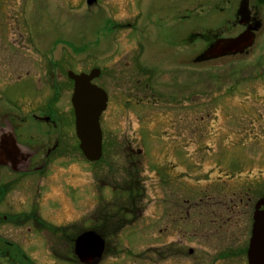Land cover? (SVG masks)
<instances>
[{
  "label": "rangeland",
  "instance_id": "obj_1",
  "mask_svg": "<svg viewBox=\"0 0 264 264\" xmlns=\"http://www.w3.org/2000/svg\"><path fill=\"white\" fill-rule=\"evenodd\" d=\"M239 2L96 0L88 6L86 0H0V37L17 44L14 53L20 65L26 64L32 73L24 79L31 94L40 85L35 77L43 78L44 68L47 87L54 80L66 86V71L89 74L98 69L101 73L96 84L110 100L100 125L102 158L96 164L86 161L75 150L74 138L73 145L62 147L69 156L62 159L49 184L50 192L57 195L55 217H60L63 227L73 224L68 235L93 228L94 217H138L110 238L98 264H247L249 212L247 217L233 218L234 225H225L224 217L220 231H215L209 217H200L202 228L192 223L199 214L226 213L225 207L237 205L239 198L245 203L246 197L254 200L264 195V0L250 1L262 28L247 57L201 64L191 61V107L184 121L188 138H182V123L175 127L181 129V136L175 128L167 135L158 129L154 136L140 131L139 110L124 109L123 96L128 93L120 84L123 55L130 51V59L137 51L135 43L142 45L148 59L153 58L154 49L162 54L166 41L175 42L169 29L185 14V6L192 11L190 27L197 28L211 21L225 23ZM137 11L143 17L136 27ZM24 44L29 47L22 49ZM190 44L193 56L199 43L191 40ZM165 50L175 55L182 52V46ZM0 69L4 72L0 75H5V68ZM61 100L65 117L63 93ZM70 116L73 119L71 111ZM67 131L74 133L71 126ZM183 143L185 151L178 148ZM137 181L140 215L132 216L125 209L117 213L116 208L128 205L127 183ZM52 209L49 205L47 214ZM186 212L191 216L188 221L183 217ZM194 229L203 235L189 238ZM65 245L64 241V254Z\"/></svg>",
  "mask_w": 264,
  "mask_h": 264
},
{
  "label": "flooded vegetation",
  "instance_id": "obj_2",
  "mask_svg": "<svg viewBox=\"0 0 264 264\" xmlns=\"http://www.w3.org/2000/svg\"><path fill=\"white\" fill-rule=\"evenodd\" d=\"M250 1L241 0L229 12L225 23L214 25L211 21L205 27L197 28L190 27L192 11L190 6H185V14L169 29L173 31L175 42L166 41L162 54L159 55L154 49L153 58L148 59L143 54L145 50L142 45L135 43L136 53L131 54L130 59L127 57L130 51L123 55L120 59V84L128 96H123L122 106H125V110L126 106H133L139 110L137 123L141 127L140 131L145 130L154 136L158 129L160 134L167 135L171 128L182 123V138H188V128L185 129L184 121L191 107V61L201 64L248 56L251 48L234 54L227 50V43L242 34H251L254 44L262 27L258 18L259 13L254 5H250ZM139 16L140 12L137 11L136 27L143 17ZM191 40L199 43L194 47L196 53L193 56ZM13 42L14 40L10 38L0 37V53L4 55L0 54V67L5 68V75H0V264H79L73 253V243L78 234L76 237L68 235L65 229L71 228L73 224L63 227L60 217H55L57 195L50 192L49 188V184L53 183L52 175L61 167L62 159L69 156V151L63 150L62 147L64 144L69 146L74 144V133L67 131V127H73V119L70 116L71 111L73 117L71 109L73 84L66 71L68 80L66 86L54 80V83L47 87L48 80L44 78L47 70L43 67L44 77H35L40 85L33 87L31 94V89L27 87L28 82L24 79H29L32 73L26 64L20 65L18 54L14 53L17 44L15 46ZM175 44L178 46L181 44L182 52L175 55L166 54L165 49H170ZM25 47L29 46L24 44L22 49ZM74 74L87 73L80 71ZM96 79L92 84L102 88L96 84ZM21 81L23 84L21 89H18ZM62 93L65 95L67 113L65 117L61 113ZM109 102L107 96V107L100 117V125L104 122ZM140 109H143V112ZM144 109L148 111L145 112ZM175 111L178 114L183 113V116L175 114ZM175 129L177 135H180L181 129ZM185 146L184 143L182 147L178 144L182 151H185ZM126 149L131 155L132 149L130 147ZM75 150L78 151L77 143ZM263 198V194L254 200L246 197L245 203L239 198L237 205L225 207L226 213L219 210L209 215L199 214V217H194L192 225L202 228L203 221L200 217H209L210 222L216 227L215 231H220L223 225L221 219L224 217H227L225 225L230 223L234 225L233 218L247 217L249 212L252 226L253 213ZM198 202L201 203L202 200L198 199ZM49 205H52L54 212L47 214ZM124 209L128 210L126 207ZM258 210L264 211V206ZM183 217L185 221L191 218L188 212ZM197 235L202 236V231L197 232L194 229L192 237L189 238H195ZM244 253L246 257V250Z\"/></svg>",
  "mask_w": 264,
  "mask_h": 264
},
{
  "label": "water",
  "instance_id": "obj_3",
  "mask_svg": "<svg viewBox=\"0 0 264 264\" xmlns=\"http://www.w3.org/2000/svg\"><path fill=\"white\" fill-rule=\"evenodd\" d=\"M96 0H87L92 6ZM253 43L251 34H242L227 43V50L234 54L249 49ZM237 51H233L234 49ZM99 70H92L89 74L75 75L67 72L73 82L71 105L74 114L75 136L79 141V150L84 159L95 163L101 158V130L99 119L106 110V93L92 84L98 78ZM264 206L261 199L253 213L251 237L246 252L247 264H264V211L258 209ZM105 243L102 237L94 232L79 235L74 241V255L80 264H98L104 252Z\"/></svg>",
  "mask_w": 264,
  "mask_h": 264
},
{
  "label": "trees",
  "instance_id": "obj_4",
  "mask_svg": "<svg viewBox=\"0 0 264 264\" xmlns=\"http://www.w3.org/2000/svg\"><path fill=\"white\" fill-rule=\"evenodd\" d=\"M129 185V202L127 206H121L116 208L117 213H121L123 208L127 207V212L133 216V214H138L140 210L136 204V200L139 198V188L138 181L134 183V185ZM139 210V211H138ZM138 217H133L132 220H126V217H108L104 215V217H94L92 230L94 232L99 233L106 241V244L109 243L110 238L118 235L126 226L132 225Z\"/></svg>",
  "mask_w": 264,
  "mask_h": 264
}]
</instances>
